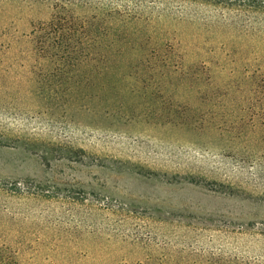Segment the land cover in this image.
I'll list each match as a JSON object with an SVG mask.
<instances>
[{"label": "rangeland", "instance_id": "obj_1", "mask_svg": "<svg viewBox=\"0 0 264 264\" xmlns=\"http://www.w3.org/2000/svg\"><path fill=\"white\" fill-rule=\"evenodd\" d=\"M0 264H264V0H0Z\"/></svg>", "mask_w": 264, "mask_h": 264}, {"label": "trees", "instance_id": "obj_2", "mask_svg": "<svg viewBox=\"0 0 264 264\" xmlns=\"http://www.w3.org/2000/svg\"><path fill=\"white\" fill-rule=\"evenodd\" d=\"M72 27L71 26H57V29H56V31H59V32H67V31H69V32H72V29H71Z\"/></svg>", "mask_w": 264, "mask_h": 264}]
</instances>
